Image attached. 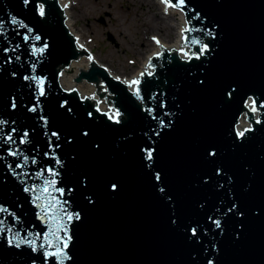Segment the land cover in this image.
Returning a JSON list of instances; mask_svg holds the SVG:
<instances>
[{"label":"water","instance_id":"95a60500","mask_svg":"<svg viewBox=\"0 0 264 264\" xmlns=\"http://www.w3.org/2000/svg\"><path fill=\"white\" fill-rule=\"evenodd\" d=\"M182 11L181 47L132 78L91 59L84 99L58 0H0V264H264V0Z\"/></svg>","mask_w":264,"mask_h":264},{"label":"rangeland","instance_id":"374dc122","mask_svg":"<svg viewBox=\"0 0 264 264\" xmlns=\"http://www.w3.org/2000/svg\"><path fill=\"white\" fill-rule=\"evenodd\" d=\"M73 1L89 9L92 33L73 8V21H78L76 28L84 31V39L95 58L116 75L132 76L154 49V37L170 43L176 36L175 17L160 9L157 0Z\"/></svg>","mask_w":264,"mask_h":264},{"label":"bare ground","instance_id":"6f19581e","mask_svg":"<svg viewBox=\"0 0 264 264\" xmlns=\"http://www.w3.org/2000/svg\"><path fill=\"white\" fill-rule=\"evenodd\" d=\"M87 1H93L94 3H97L98 0H87ZM159 5V8L162 10H165L166 6L164 3L161 2V0L156 1ZM80 2L73 1V0H58L59 7L61 9V15L64 20V23L68 30L78 39V41L86 48V50L79 53V57L77 60H74L68 67L63 69L60 73V84L61 87L66 90L67 92L71 89H73L75 92H77L80 96H82L84 99L88 97L91 93H93L96 89L94 85L90 82L84 81L79 82L77 78H79L81 72H85L83 69L86 67V65L89 63V61L92 59L95 61L104 71H106L110 76L115 77H123L121 75L114 74L106 65H104L100 60L96 59L93 55V51L88 47L86 39H84V31L81 29L76 28V21H73L71 10L74 8L76 9L79 14L78 17L83 19L85 21L86 26L88 27V31H91V16L89 14V9L81 7ZM166 11V10H165ZM168 14H171L175 17V20L177 22V28H176V36L173 40H171L170 43H167L164 39H155L158 40L160 43H156L154 49H152L151 53L145 58L144 62L142 63L141 67L130 77L126 78H132L135 75L143 72L147 64L149 63L150 59L156 53L163 45H172L176 47H181L182 43V34L183 29L186 24V17L182 10L175 8V7H168L167 11ZM87 84V87H84V84Z\"/></svg>","mask_w":264,"mask_h":264},{"label":"snow or ice","instance_id":"6c2138e0","mask_svg":"<svg viewBox=\"0 0 264 264\" xmlns=\"http://www.w3.org/2000/svg\"><path fill=\"white\" fill-rule=\"evenodd\" d=\"M28 2H29V0H25V3H26V4H27ZM161 2L165 4V6H166L165 10H166V11H167V8H168V7H176V8H180L181 10H183V5H184L185 0H177V3H175V4L172 3V0H161ZM43 13H44V10H43V7H41V9H40V14L43 15ZM12 22H13V23H16L15 18H13V21H12ZM0 27H2V26H0ZM188 31H191V29H185V32H188ZM36 39H39V37L37 36ZM153 39L155 40L156 38L154 37ZM185 42L187 43V38H186V37H185ZM156 43L159 44L160 42H159L158 40H156ZM192 43H194V44H195V43H199V41L193 39ZM206 48H207V45L202 46V51L205 50ZM5 51L7 52L8 50L6 49ZM39 51L43 52L44 49L41 48V49H39ZM149 67H152V65L149 64ZM149 74H151V73H149ZM141 75H144V74L142 73ZM26 78H27V77H26ZM40 83L43 84V81H40ZM139 83H140L139 80H133V81H131V85H139ZM41 94L43 95V89H41ZM136 94L139 95V88H138V87H137V89H136ZM13 107H15L14 104H13ZM34 110H35V109H33V111H34ZM252 110L255 111L256 109L253 108ZM117 115H119L118 112H117ZM117 122H119V121H117ZM3 123H5V121L0 120V124H3ZM13 131H15V130L13 129ZM25 135H27V134H25ZM240 135H243V133H240ZM7 139H8V140H11L12 137H11V136H8ZM22 142H23V141H22ZM11 154H12V155H17L18 153H16V152H12ZM146 155H147V158H148V159H151V158H152V152H151V151H148V152L146 153ZM24 159H25V163H26V162H27V157H25ZM19 166H20V165H18V167H19ZM49 171H51V170L49 169ZM52 175L55 176V173H52ZM52 183H54V181H50V182H49V184H52ZM28 190H29V189H26V191H28ZM41 191L46 192V191H47V187H45V188L42 189ZM60 191H61V195H62L63 192H62V190H60ZM39 199H40V197L38 196V197H37V200H39ZM52 207H61V206L58 205V204L45 205V208H52ZM0 210H2V209H0ZM76 218L79 219V214L76 215ZM53 219H54V217H53ZM66 219L69 220V221H71V220L73 219V217H72V215H66ZM3 224H4V221H3V220H0V228H2ZM216 224H217V226H219V221H216ZM61 227H63V225H59V226L56 228V231H54V232L52 233V235H53V236H56V233L60 230ZM193 233L195 234V229H193ZM37 238H39V237H37ZM45 239H47V237H45ZM56 239L59 240L60 238H59L58 236H56ZM70 239H71L70 236H66V237H65V239H64V241H63V247H64V248L67 247L68 241H69ZM12 243H13V240L9 239V244L11 245ZM28 243H29V244H32L33 242H32V241H29ZM49 243H51V242H49ZM16 247H19V244H16ZM48 255H50V256H58V257L63 258V257L65 256V253L61 250V248L58 247V248L56 249L55 252H49Z\"/></svg>","mask_w":264,"mask_h":264}]
</instances>
